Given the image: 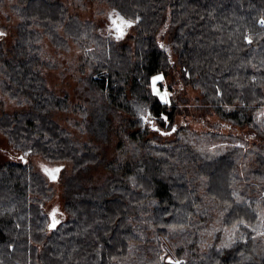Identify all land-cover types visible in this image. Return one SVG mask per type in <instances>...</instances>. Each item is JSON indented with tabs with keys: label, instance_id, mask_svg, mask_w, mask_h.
Instances as JSON below:
<instances>
[{
	"label": "trees",
	"instance_id": "16d2710c",
	"mask_svg": "<svg viewBox=\"0 0 264 264\" xmlns=\"http://www.w3.org/2000/svg\"><path fill=\"white\" fill-rule=\"evenodd\" d=\"M100 1L135 20L133 45L60 0H0L17 31L10 45L0 38V95L20 107L0 113V132L24 154L0 161V264H264V0ZM46 39L82 48L85 127L107 140L117 122L114 160L53 118L73 106L39 72ZM155 73L177 84L169 103L152 90ZM185 87L203 131L180 117ZM131 96L174 137L142 130ZM33 155L72 164L52 229L53 183Z\"/></svg>",
	"mask_w": 264,
	"mask_h": 264
},
{
	"label": "rangeland",
	"instance_id": "374dc122",
	"mask_svg": "<svg viewBox=\"0 0 264 264\" xmlns=\"http://www.w3.org/2000/svg\"><path fill=\"white\" fill-rule=\"evenodd\" d=\"M60 1L67 6L69 12L78 15L80 19L92 20L97 25L100 34L108 36L113 40L116 39L121 43L134 44L133 37L137 33L136 27L134 25L130 26L125 36L121 38L119 35L126 24H122L123 27L121 26V28H116V25H114L113 28V22L110 18L117 17L118 13L110 5L100 0ZM5 13V11H0V38L4 39L6 45H10L17 33L15 29L16 18L12 17V20L8 22ZM118 16L126 18L125 16ZM132 20L135 21L134 19ZM40 52L42 55L40 62L42 64L39 66V72L45 78L47 87L56 95L65 96L74 107L67 111L58 110L54 113L53 118L61 125L67 127L71 133L75 134L81 141H89L91 144L97 145L101 157H105L106 162L114 160L120 137L116 132L117 122H114V124L109 127V138L107 140H105V138H97L94 134L88 132L85 127L84 117L90 119L85 107L89 108L93 99L89 92L90 87L88 88L85 82L86 76L90 73V65L88 61L84 60L82 48L73 40H70L69 47L66 49L58 47L49 39H46L43 42ZM156 77H161V79H155ZM163 80L164 75L162 73H155L152 76L151 87L162 102L169 103V92L176 89L177 84L174 80H171L174 82L173 88L169 89L167 85L168 80H165V84L162 85ZM196 94L197 92L190 87L182 88V90L178 92L177 95L181 103L180 105L183 111L187 113V115H181L180 117L190 120V126L195 130L203 131L205 129L203 123L195 120V117L199 116L201 112L200 108L196 107L194 104ZM129 101H131L133 110L137 115V124L142 130L147 127L151 133L158 134L160 136V142H165L174 137L173 130L164 129L154 122L156 116L149 107H146L141 101L134 99L132 96L129 98ZM19 108L20 107L17 106L15 102L11 101L7 95H0V113L4 110L13 111ZM23 155L24 154L17 151L10 144L7 137L0 132V161L7 159L19 160ZM30 160L34 168L46 177L48 181L53 183L55 194L47 203L46 209L50 216L53 215L54 219L58 221L66 215V213H64L62 192L66 178L72 173V164L64 160H50L43 155H33ZM57 167H60L59 179L52 182L48 176V170ZM105 173L106 163L99 167L90 168L87 176L93 175L95 178H101ZM227 232H230V229H227L226 233Z\"/></svg>",
	"mask_w": 264,
	"mask_h": 264
},
{
	"label": "water",
	"instance_id": "95a60500",
	"mask_svg": "<svg viewBox=\"0 0 264 264\" xmlns=\"http://www.w3.org/2000/svg\"><path fill=\"white\" fill-rule=\"evenodd\" d=\"M121 23L122 24H124V23L126 24V26L124 27L123 32H122V36H125V34L127 33L129 27L133 25L134 21L126 19V18H123ZM26 160H27V158L24 159V161H26ZM56 170H58V171H56ZM59 174H60V167L48 170V176H49L51 181H56L58 179V177H59ZM53 176H55V179H53ZM57 224H58V221H56L54 219V217L51 216V220H50V223H49L48 227L50 229H52V228H55L57 226Z\"/></svg>",
	"mask_w": 264,
	"mask_h": 264
},
{
	"label": "flooded vegetation",
	"instance_id": "af4514ba",
	"mask_svg": "<svg viewBox=\"0 0 264 264\" xmlns=\"http://www.w3.org/2000/svg\"><path fill=\"white\" fill-rule=\"evenodd\" d=\"M112 21H113V28H114V25H116L115 27L117 28H121V26L123 27V25H122V23H121V21L123 20V18L122 17H112V18H110ZM122 32H123V28H122ZM122 32H121V34L119 35L121 38H123L124 36H122ZM118 36V37H119Z\"/></svg>",
	"mask_w": 264,
	"mask_h": 264
},
{
	"label": "snow or ice",
	"instance_id": "6c2138e0",
	"mask_svg": "<svg viewBox=\"0 0 264 264\" xmlns=\"http://www.w3.org/2000/svg\"><path fill=\"white\" fill-rule=\"evenodd\" d=\"M155 79H161V77H156ZM56 171H58V170H56ZM53 179H55V176H53Z\"/></svg>",
	"mask_w": 264,
	"mask_h": 264
}]
</instances>
